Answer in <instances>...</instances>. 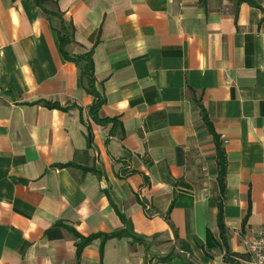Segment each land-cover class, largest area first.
<instances>
[{"label": "crops", "instance_id": "crops-1", "mask_svg": "<svg viewBox=\"0 0 264 264\" xmlns=\"http://www.w3.org/2000/svg\"><path fill=\"white\" fill-rule=\"evenodd\" d=\"M89 52L100 123L73 58ZM206 118L227 156L228 246L250 256L264 225V0H0V264H150L155 248L229 264ZM121 213L144 242L78 245L125 228Z\"/></svg>", "mask_w": 264, "mask_h": 264}, {"label": "trees", "instance_id": "trees-1", "mask_svg": "<svg viewBox=\"0 0 264 264\" xmlns=\"http://www.w3.org/2000/svg\"><path fill=\"white\" fill-rule=\"evenodd\" d=\"M205 1V0H202ZM62 33L60 34V44L61 48L63 49L67 43H69L73 38V32L68 31L66 26L62 27ZM76 60H85V65L83 69V75L86 78L87 85L86 89L88 92L93 94L95 96L94 103L89 108V115L91 118L96 121L97 123H100V120L98 118V113L100 106L105 102V97L98 91L96 87V77L94 75V62L92 59V53H86L83 55H78L73 57ZM46 104L49 107H54V105L50 104L49 102H46ZM67 109V108H66ZM83 120V118H82ZM207 124L210 127V130L214 134V138L216 141V145L218 148V164H219V186H220V197H219V212H218V223L221 230V237L223 239L224 245L226 246V260L229 261V264H239L236 262L235 257L242 258L245 260H250V256L246 253L241 252H233L229 249L228 246V237L226 236V226L224 221V196H225V190H226V183H225V177L227 172V156L224 148L220 146V139L215 132V130L212 128L211 123L208 118H206ZM85 122V121H84ZM87 123V122H86ZM88 129L91 130V125L87 123ZM145 205V204H144ZM123 222L125 223V228L114 231L111 233H95L89 237L83 238L82 242H80L78 245L84 246L85 244L89 243L91 240L97 237H102L104 240L108 238L113 237H123V236H129L132 238L133 243L134 242H144V237L141 235L136 234L132 229V224L130 220L126 218L124 214H120ZM178 258L175 257L173 252H170L167 255L160 256L159 260L163 262L164 264H171L172 262L176 261ZM179 260V259H178ZM185 264H191L189 262H186Z\"/></svg>", "mask_w": 264, "mask_h": 264}, {"label": "built area", "instance_id": "built-area-1", "mask_svg": "<svg viewBox=\"0 0 264 264\" xmlns=\"http://www.w3.org/2000/svg\"><path fill=\"white\" fill-rule=\"evenodd\" d=\"M247 247L254 264H264V225L248 240Z\"/></svg>", "mask_w": 264, "mask_h": 264}, {"label": "rangeland", "instance_id": "rangeland-1", "mask_svg": "<svg viewBox=\"0 0 264 264\" xmlns=\"http://www.w3.org/2000/svg\"><path fill=\"white\" fill-rule=\"evenodd\" d=\"M159 251H160L159 248H157V250L155 248L154 250L148 252L147 261L150 262V264H163L162 262L159 261L158 257L160 255L164 256V255L168 254V251L167 250L163 251V252H159ZM171 264H185V263L183 260L181 261V260L177 259L176 261L172 262ZM240 264H254V263L251 262V260L250 261L240 260Z\"/></svg>", "mask_w": 264, "mask_h": 264}]
</instances>
